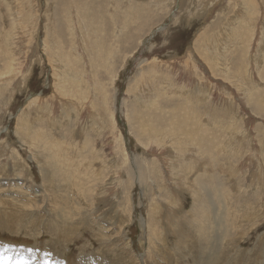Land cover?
<instances>
[{"label": "rangeland", "instance_id": "374dc122", "mask_svg": "<svg viewBox=\"0 0 264 264\" xmlns=\"http://www.w3.org/2000/svg\"><path fill=\"white\" fill-rule=\"evenodd\" d=\"M246 1L0 0V264H264V1Z\"/></svg>", "mask_w": 264, "mask_h": 264}, {"label": "bare ground", "instance_id": "6f19581e", "mask_svg": "<svg viewBox=\"0 0 264 264\" xmlns=\"http://www.w3.org/2000/svg\"><path fill=\"white\" fill-rule=\"evenodd\" d=\"M144 1H145V0H144ZM245 1H246V0H245ZM263 1H264V0H263ZM246 2H247V1H246ZM248 2H249V1H248ZM250 2H251V1H250ZM253 2H254V1H253ZM173 3H174V2H173ZM153 4H154V2H153ZM73 5H74V4H73ZM69 6H70V5H69ZM51 7H52V6H51ZM236 7H237V6H236ZM69 9H70V8H69ZM247 9H248V8H247ZM249 10H250V9H249ZM250 11H251V10H250ZM263 11H264V10H263ZM200 12H201V11H200ZM247 12H248V10H247ZM254 13H255V10L253 11V14H254ZM209 14H210V13H209ZM212 14H213V13H212ZM251 14H252V13H251ZM260 15H261V14H260ZM76 16H77V15H76ZM126 16H127V15H126ZM253 16H254V15H253ZM67 17H68V16H67ZM258 18H259V17H258ZM70 19H71V18H70ZM83 20H84V19H83ZM95 20H96V19H95ZM100 20H101V19H100ZM109 20H110V19H109ZM199 20H200V19H199ZM208 21H209V20H208ZM250 21H252V20H250ZM62 22H63V21H62ZM261 22H262V21H261ZM109 23H110V22H109ZM48 24H49V23H48ZM111 24H112V23H111ZM204 24H206V23H204ZM253 24H254V23H253ZM261 25H262V24H261ZM263 25H264V24H263ZM60 27H61V26H59V28H60ZM95 27H96V26H95ZM97 27H98V26H97ZM252 27H254V26L252 25ZM255 27H256V26H255ZM157 28H158V27H157ZM248 28H249V27H248ZM260 28H261V26H260ZM69 29H70V28H69ZM86 29H88V28H86ZM239 29H240V28H239ZM249 29H250V28H249ZM262 29H264V28L262 27ZM53 30H54V29H53ZM88 30H89V29H88ZM151 30H152V29H151ZM151 30H150V31H151ZM254 30H255V28H254ZM150 31H149V32H150ZM236 31H237V30H236ZM50 32H51V31H50ZM58 32L61 33V29H58ZM58 32H57V36H58V34H59ZM234 32H235V31H234ZM260 32H263V31L260 30ZM147 33H148V32H147ZM257 33H258V32H257ZM150 34H151V33H150ZM237 34H238V33H237ZM116 35H117V34H116ZM230 35H231V32H230ZM235 35H236V33H235ZM239 35H240V34H239ZM260 35H261V34H260ZM54 36H55V35H54ZM101 36H102V35H101ZM228 36H229V35H228ZM58 37H60V36H58ZM77 37H78V36H77ZM230 37H231V36H230ZM230 37H229V38H230ZM253 37H254V36H253ZM62 38H63V37H62ZM214 38H217V36L214 37ZM234 38H235V36H234ZM55 39H56V37H55ZM200 39H201V38H200ZM223 39H224V38H223ZM251 40H253V39H251ZM211 41H213V40H211ZM220 41H221V40H220ZM262 41H263V40H262ZM55 42H56V41H55ZM55 42H54V43H55ZM81 42H82V41H81ZM213 42H214V41H213ZM247 42H248V41H247ZM248 43H249V42H248ZM56 44H57V43H56ZM60 44H62V43L60 42ZM74 44H75V43H74ZM76 44H77V43H76ZM261 44H262V43H261ZM213 45H214V44H213ZM228 45H229V44H228ZM245 45H246V44H245ZM61 46H63V44H62ZM61 46H59V48H61ZM112 46H113V45H112ZM248 46H249V44H248ZM263 46H264V45H263ZM263 46H262V47H263ZM67 47H68V46H67ZM211 47H212V46H211ZM246 47H247V46H245L244 49H245V54L247 55L246 52L249 51V50H248L249 47L247 48V51H246ZM260 47H261V46H260ZM260 47H259V48H260ZM52 48H53V47H52ZM57 48H58V47H57ZM63 48H64V47H63ZM65 48H66V47H65ZM92 48H93V47H90V49H89V53H90L89 56H90V57H91L92 55H95V54H94V50H95V49L93 50ZM96 48H97V47H96ZM98 48H99V47H98ZM100 48H101V47H100ZM100 48H99V49H100ZM213 48H214V47H213ZM259 48H258V49H259ZM74 49H75V48H74ZM261 49H262V48H261ZM261 49H259V51H260ZM263 49H264V47H263ZM76 50H77V49H76ZM83 50H84V49H83ZM215 50H216V49H215ZM48 51H49V50H48ZM50 51H51V50H50ZM63 51H64V50H63ZM63 51H62V52H63ZM71 51H72V50H71ZM101 51H103V49H102ZM208 51H209V50H208ZM212 51H213V50H212ZM223 51H224V50H223ZM243 51H244V50H243ZM221 52H222V51H220L219 53H221ZM224 52H225V51H224ZM226 52H227V51H226ZM263 52H264V51H263ZM53 53H54V52H53ZM109 53H110V52H109ZM212 53H213V52H212ZM222 53H223V52H222ZM56 54H57V53H56ZM65 54H67V52H65ZM71 54H72V53H71ZM223 54H224V53H223ZM255 54H257V53H255ZM261 54H262V53H261ZM32 55H33V54H32ZM44 55H45V54H44ZM209 55H210V54H208V56H209ZM219 55H220V54H219ZM224 55H226V54H224ZM242 55H244V54H242ZM52 56H53V55H52ZM76 56L79 58V60H81V58L78 56V54H77ZM107 56H108V55H107ZM220 56H221V55H220ZM220 56H219V57H220ZM228 56H230V55H228ZM251 56H252V55H251ZM257 56H258V55H257ZM260 56H261V55H260ZM55 57H56V56H55ZM65 57H66V60L68 59L67 61H69V63L71 64L72 61L69 59V57H68L67 55H66ZM70 57H71V56H70ZM90 57H89V60H90ZM108 57H109V56H108ZM108 57H107V58H108ZM223 57H224V56H223ZM244 57H246V56H244ZM32 58H33V57H32ZM50 58H51V57H50ZM241 58H242V57H241ZM247 58H248V57H247ZM102 59H103V58H101V56H100V51H98V56H96L95 60H94V57L92 56V59H91V63H92V64L89 63V69L91 70V68L93 67V68H94V73L100 71V69H101L100 67H105V65H104L105 62H104ZM208 59H209V58H208ZM222 59H223V58H222ZM242 59H244V58H242ZM251 59H253V57H252ZM257 59H258V58H257ZM54 60H55V58H54ZM60 60H61V59H60ZM75 60L79 61L77 58H75ZM225 60H226V59H225ZM232 60H233V59H232ZM244 60H245V59H244ZM222 61H223V60H222ZM240 61H242V60H240ZM255 61H256V60H255ZM261 61H263V60H261ZM53 62H54V61H53ZM53 62H52V63H53ZM107 62H108V59H107ZM212 62H213V61H212ZM243 62H246V61H243ZM248 62H249V61H248ZM82 63H83V62H82ZM246 63H247V62H246ZM261 63H262V62H261ZM64 64H65V63H64ZM74 64H77V63L75 62ZM255 64H256V63H255ZM59 65H60V64H59ZM80 65H81V64H80ZM93 65H94V66H93ZM188 65H189V64H188ZM188 65H187V66H188ZM222 65H223V64H222ZM240 65H241V64H240ZM242 65H244V64H242ZM60 66H61V65H60ZM85 66H86V62H85ZM244 66H245V65H244ZM253 66H254V65H253ZM257 66L260 67L258 62H257ZM262 66H264V65H262ZM18 67H19V66H18ZM106 67H107V65H106ZM192 67H193V66H192ZM241 67H242V66H241ZM258 67H257V68H258ZM87 68H88V67H87ZM123 68H124V67H123ZM194 68H195V67H194ZM214 68H215V67H214ZM219 68H220V67H219ZM239 68H240V67H238V69H239ZM245 68H246V67H244V68H242V69L245 70ZM248 68H249V67H248ZM257 68H256V70H257ZM263 68H264V67H263ZM81 69H82V71L84 70L83 68H81ZM220 69H221V68H220ZM220 69H219V70H220ZM222 69H224V68H222ZM222 69H221V70H222ZM259 69H261V68H259ZM58 70H60V69H58ZM85 70H86V69H85ZM151 70H152V69H151ZM211 70H212V69H211ZM224 70H225V69H224ZM254 70H255V68H254ZM18 71H19V70H18ZM61 71H62V70H61ZM107 71H108V70H107ZM232 71H233V70H232ZM239 71H240V70H239ZM62 72H63V71H62ZM152 72H153V70H152ZM152 72H151V73H152ZM246 72H247V71H246ZM252 72H254V71H252ZM256 72H257V71H256ZM260 72H261V70H260ZM77 73H78V72H77ZM211 73H212V72H211ZM214 73H215V72H214ZM263 73H264V72H263ZM58 74H59V73H58ZM61 74H62V73H61ZM212 74H213V73H212ZM230 74H231V73H230ZM245 74H246V73H245ZM249 74H250V73H249ZM8 75H9V74H8ZM66 75H67V73H66ZM167 75H168V74H167ZM234 75H235V74H234ZM261 75H262V74H261ZM232 76H233V74H232ZM232 76H231V77H232ZM238 76H239V75H238ZM240 76L242 77V75H240ZM240 76H239V77H240ZM243 76H244V75H243ZM246 76L249 77V75H246ZM255 76H256V75H255ZM66 77H67V76H66ZM79 77H80V76H79ZM85 77H86V76H85ZM89 77H90V76H89ZM234 77H235V76H234ZM236 77H237V76H236ZM27 78H28V77H27ZM201 78H202V77H201ZM260 78H261V81L263 82V81H264V74H263V76H260ZM73 79H74V78H73ZM73 79H72V80H73ZM229 79H230V78H229ZM240 79H241V78H240ZM242 79L244 80V78H242ZM250 79H251V78H250ZM77 80H79V79H77ZM81 80H82V79H81ZM255 80H256V79H255ZM85 81H87V80H85ZM230 81H232V80H230ZM238 81H239V80H238ZM241 81H242V80H241ZM250 81H251V80H250ZM261 81H260V82H261ZM244 82H245V80H244ZM251 82H253V81H251ZM255 82H256V81H255ZM1 83H2V82H1ZM247 83H248V82H247ZM65 84H66V83H65ZM144 84H145V83H144ZM195 84H196V83H195ZM62 85H64V84H62ZM72 85H73V84H72ZM191 85H192V84H191ZM259 86H263V85L260 84ZM69 87H72V86H69ZM227 87H228V86H227ZM143 88H144V87H143ZM184 88H185V87H184ZM238 88H239V87H238ZM95 90H97V89H95ZM185 90H186V89H185ZM188 90H189V89H188ZM196 90H197V89H196ZM253 90H254V88H253ZM262 90H263V89H262ZM260 91H261V89H260ZM63 92H64V91H63ZM72 92H73V91H69L68 94L70 95ZM87 92H88V91H87ZM238 92H239V91H238ZM145 93H146V91H145ZM245 93H246V91H245ZM249 93H250V92H249ZM261 93H262V92H261ZM94 94H95V93H94ZM99 94H100V93H99ZM69 95H68V96H69ZM140 95H141V94H140ZM147 95H149V94H147ZM97 96L99 97V95H97ZM229 96L231 97V95H229ZM71 97H72V96H71ZM90 97H92V96H90ZM248 97H249V95H248ZM139 99H140V98H139ZM228 99H229V98H228ZM249 99H250V98H249ZM209 100H210V99H209ZM238 101H239V100H238ZM250 101H252V99H251ZM250 101H249V102H250ZM232 102H233V101H232ZM236 102H237V101H236ZM253 102H254V101H253ZM255 102H256V101H255ZM75 103H76V102H75ZM87 103H88V101H87ZM247 103H248V102H247ZM33 104H34V102H33ZM77 104H78V103H77ZM261 104H262V103H261ZM261 104H259V105H261ZM38 105H39V104H38ZM87 105H88V104H86V107H87ZM89 105H90V104H89ZM95 105H96V104H95ZM228 105H229V104H228ZM232 105H233V104H232ZM253 105H254V104H253ZM230 106H231V105H230ZM78 107H79V106H78ZM101 107H102V106H101ZM236 107H237V106H236ZM236 107H235V108H236ZM252 108H253V110H255L254 107H252ZM47 109H48V108H47ZM86 109H87V108H86ZM86 109H85V110H86ZM208 109H209V108H208ZM233 109H234V108H233ZM256 109H257V108H256ZM263 109H264V107H263ZM221 110H222V109H221ZM235 110H236V109H235ZM55 111H56V110H55ZM88 111H89V110H88ZM99 111H100V110H99ZM210 111H211V110H210ZM257 111H258V110H257ZM259 111H260V109H259ZM261 111H262V109H261ZM76 112H77V110H76ZM213 112H214V111H213ZM219 112H220V111H219ZM225 112H226V111H225ZM238 112H239V110H238ZM241 112H242V111H241ZM84 113H85V111H84ZM188 113H189V112H188ZM256 113H258V112H256ZM195 115H196V114H195ZM263 115H264V114H263ZM263 115H262V116H263ZM237 116H238V115H237ZM189 117H191V116H189ZM239 117L241 118V116H239ZM184 118H185V117H184ZM186 118H187V117H186ZM186 118H185V119H186ZM207 118H208V116H207ZM222 118H223V117H222ZM229 118H230V117H229ZM229 118L227 117L228 120H229ZM173 119H174V118H173ZM190 119H191V118H190ZM210 119H211V117H210ZM216 119H217V118H216ZM238 119H239V118H238ZM196 120H197V118H196ZM201 120H202V118H201ZM239 120H240V119H239ZM144 121H145V120H144ZM153 121H156L157 124L159 123V120L156 119V118H153ZM191 121L193 122V120H191ZM224 121H225V120H224ZM241 121H242V120H241ZM185 122H187V121H185ZM188 122H190V121H188ZM194 122H195V121H194ZM197 122H198V121H197ZM211 122H213V121H211ZM215 122H217V121H215ZM215 122H214V123H215ZM222 122H223V121H222ZM225 122H226V121H225ZM234 122H235V121H234ZM239 123H240V122H239ZM242 123H243V122H242ZM242 123H241V124H242ZM157 124H156V125H157ZM182 124H183V123H182ZM187 124H188V123H187ZM199 124H200V123H199ZM195 125H196V124H195ZM203 125H204V124H203ZM209 125H210V122H209ZM209 125H207V126H209ZM214 125H215V124H214ZM154 126H155V125H154ZM200 126H201V125H200ZM215 126L217 127V124H216ZM142 127H143V125H142ZM170 127H171V126H170ZM216 127H215V128H216ZM165 128H166V127H165ZM167 128H168V126H167ZM226 128H227V126H226ZM173 129H174V128H173ZM213 129H214V128H213ZM224 129H225V128H224ZM261 129H262V128H261ZM170 130H171V129H170ZM206 130H207V129H206ZM209 130H210V129H209ZM165 131H167V130H165ZM204 131H205V129H204ZM210 131H211V130H210ZM224 131H225V130H224ZM226 131H227V130H226ZM226 131H225V133H226ZM171 132H172V131H171ZM186 132H187V131H186ZM189 132H190V131H189ZM211 132H212V131H211ZM219 132H220V131H219ZM230 132H231V131H230ZM233 132H234V131H233ZM39 133H40V132H39ZM39 133H38V134H39ZM172 133L174 134V132H172ZM208 133H209V131H208ZM155 134H156V133H155ZM175 134H176V133H175ZM223 134H224V133H223ZM251 134H252V133H251ZM159 135H161V134H159ZM168 135H169V134H166V136H168ZM206 135H207V134H206ZM39 136H40V134H39ZM140 136H141V135H140ZM229 136H230V135H229ZM243 136H244V135H243ZM48 138H49V137H48ZM243 138H245V137H243ZM256 140H257V139H256ZM136 141L139 142L140 140L137 139ZM182 141H183L184 143H189V142H190V141H188V139H187L186 137H183ZM231 141H232V140H231ZM245 141H247V140H245ZM164 142H165V139H164ZM145 143H146V141H145ZM241 143H242V142H241ZM246 145H247V144H246ZM163 146H164V145H163ZM154 148H155V147H154ZM223 148H225V147L223 146ZM232 148H233V147H232ZM232 148H231V149H232ZM51 149H52V147H51ZM161 149H162V148H161ZM52 150H53V149H52ZM146 151H147V150H146ZM156 151H157V150H156ZM243 152H244V151H243ZM245 152H246V151H245ZM241 155H242V154H241ZM35 157H36V156H35ZM126 158H127V157H126ZM68 160H69V161H72L70 158H69ZM143 160H144V159H143ZM232 160H233V159H232ZM115 161H116V160H115ZM151 161H152V160H151ZM159 161H161V160H159ZM233 161H234V160H233ZM249 161H250V160H249ZM41 162H42V161H41ZM152 162H153V161H152ZM157 162H158V161H157ZM65 163H66L67 165H69V166H71V165L74 164V162H73V163H72V162H71V163H67V162H65ZM75 163H79V162L76 161ZM249 163H250V162H249ZM126 164H127V163H126ZM250 164H251V163H250ZM250 164H249V165H250ZM41 165H42V164H41ZM77 165H78V164H77ZM79 165H80V163H79ZM141 165H143V164L141 163ZM80 166H81V165H80ZM80 166H79V167H80ZM99 166H100V165H99ZM114 166H116V165H114ZM117 166H118V165H117ZM72 167L74 168V165H73ZM79 167H78V168H79ZM15 168H16V167H15ZM134 168H135V167H134ZM63 169H64V168H63ZM74 169H75V168H74ZM81 169H82V168H81ZM111 169H112V168H111ZM137 170H138V169H137ZM64 171H66V170H64ZM68 171H69V170H68ZM82 171H83V170H82ZM140 171H141V169H140ZM80 172H81V171H80ZM147 172H148V171H147ZM149 172H150V170H149ZM6 173H7V172H6ZM67 173H68V172H67ZM71 173H72V175H73V172H71ZM142 175H143V174H142ZM148 175H149V174H148ZM16 176H17V175H16ZM149 178H150V176H149ZM137 180H138V179H137ZM188 180H189V179H188ZM215 180H216V179H215ZM70 181H71V180H70ZM211 181H212V180H211ZM64 185H66V184H64ZM80 185H81V184H80ZM212 185H213V183H212ZM214 185L216 186V184H214ZM66 187H67V186H66ZM212 187H213V186H212ZM78 188H79V187H78ZM214 190H215V189H214ZM216 190H217V188H216ZM74 191H75V190H74ZM214 193H215V192H214ZM213 195H215V194H213ZM177 196H178V195H177ZM225 196H226V195H225ZM56 197H57V196H56ZM178 197H179V196H178ZM227 197H228V196H227ZM54 198H55V197H54ZM166 199H167V198H166ZM166 199L163 198V201H164V200L166 201ZM147 202H148V201H147ZM218 202H219V201H218ZM231 204H232V203H231ZM231 204H230V205H231ZM15 205H16V204H15ZM15 205H14V206H15ZM219 205H221V204H219ZM1 206H2V205H1ZM2 207H3V206H2ZM201 208H202V207H201ZM204 208H205V207H204ZM239 208H240V206H239ZM241 208H242V207H241ZM243 208H244V207H243ZM202 210H203V209H202ZM204 210H205V209H204ZM204 210H203V213H204ZM240 211H241V210H240ZM201 212H202V211H201ZM73 213H74V212H73ZM205 213H206V212H205ZM208 213H210V212H208ZM241 213H242V212H241ZM245 213H246V212H245ZM245 213H244V214H245ZM3 214H4V213H3ZM60 214H61V213H60ZM238 214H239V213H238ZM244 214L242 213V216H243ZM246 214H247V213H246ZM65 215H66V214H65ZM67 215H69V214H67ZM75 215H76V214H75ZM82 215H83V214H82ZM94 215H95V214H94ZM198 215H199V214H198ZM200 215H201V213H200ZM226 215H228V214L226 213ZM206 216H207V215H206ZM244 216H245V215H244ZM69 217H70V216H69ZM90 217H91V216H90ZM202 217H203V215H202ZM221 217H222V216H221ZM223 217H224V216H223ZM223 217H222V218H223ZM57 218H58V217H57ZM200 218H201V217H200ZM204 218H205V217H204ZM59 219H60V218H59ZM198 219H199V218H198ZM199 220H200V219H199ZM205 221H206V219H205ZM224 221H225V220H224ZM193 222H194V221H193ZM202 222H203V219H202ZM225 222H226V221H225ZM222 223H223V222H222ZM222 223H221V224H222ZM202 224H203V223H202ZM164 225H165V224H164ZM45 226H46V225H45ZM60 226H62V224H60V223L57 221V219H56V223H53V224H50V225H49L50 230H51L52 232H55V231L57 230V228L60 227ZM199 226H200V225H199ZM202 226H203V225H202ZM215 226H216V225H215ZM222 226H223V225H222ZM226 226H227V224H226ZM5 227H6V225H5ZM116 227H117V226H116ZM148 227H149L150 230H152V227H150V226H148ZM62 228H64V227H62ZM62 228H61V229H62ZM194 228H195V227H194ZM223 228H224V226H223ZM196 229H197V233H199V232L201 231L202 228H201V226H200V227H197ZM210 229H211V228H209L208 230H210ZM59 230H60V229H59ZM18 231H19V230H18ZM28 231H29V230H28ZM34 231H35V230H34ZM223 232H224V231H223ZM226 232H227V231H226ZM33 233H34V232H33ZM49 233H50V231H49ZM218 233H219V232H218ZM218 233H217V235H218ZM50 234H51V233H50ZM58 234H59V233H58ZM228 234H229V233H228ZM59 235H60V234H59ZM49 236H50V235H49ZM57 236H58V235H57ZM60 236H61V235H60ZM225 236H226V235H225ZM250 236H251V235H250ZM97 237H99V236H97ZM163 237H164V236H163ZM164 241H165V238H163L162 243H165ZM162 243H161V244H162ZM166 243H167V242H166ZM53 244H54V243H53ZM243 246H244V245H243ZM233 247H234V246H233ZM47 248H48V247H47ZM253 248H254V247H253ZM209 251H210V250H209ZM211 251H212V250H211ZM214 252H215V251H213V253H214ZM11 253H12V252H11ZM90 253H91V252H90ZM213 253H211V255H212ZM185 255H186V254H185ZM187 255H188V254H187ZM215 255H216V252H215ZM116 256H117V255H116ZM216 256H217V255H216ZM4 257H5V256H4ZM217 258H218V257H217ZM217 258H215V259L217 260ZM4 259H5V258H4ZM215 259H214L213 262H215ZM204 260H205V258H204ZM208 260H209V259H208ZM219 260H220V259H219ZM205 261H206V260H205ZM3 262H4V261H3ZM210 262H212V261L209 260L208 262H206V264H212V263H213V262H212V263H210ZM231 262H232V260H231ZM202 263L204 264V262H202ZM222 263H223V261H222ZM223 264H225V263H223ZM255 264H257V263H255Z\"/></svg>", "mask_w": 264, "mask_h": 264}, {"label": "snow or ice", "instance_id": "6c2138e0", "mask_svg": "<svg viewBox=\"0 0 264 264\" xmlns=\"http://www.w3.org/2000/svg\"><path fill=\"white\" fill-rule=\"evenodd\" d=\"M45 255H48L47 253H45Z\"/></svg>", "mask_w": 264, "mask_h": 264}]
</instances>
